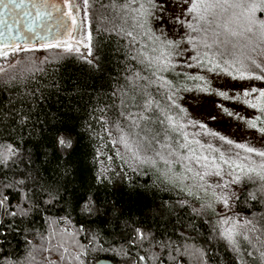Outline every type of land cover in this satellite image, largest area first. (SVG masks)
<instances>
[{"label":"snow or ice","instance_id":"1","mask_svg":"<svg viewBox=\"0 0 264 264\" xmlns=\"http://www.w3.org/2000/svg\"><path fill=\"white\" fill-rule=\"evenodd\" d=\"M23 3L24 0H0V7L9 9L19 7ZM82 4L81 8L74 0H63L61 8L49 0H37L32 7L35 15L41 19L52 15L50 9H55L61 18L71 22L67 26L61 25L67 38L49 43L46 45L47 48H63L64 52L76 56L93 69L102 72L105 54L98 43L94 44L91 26L89 25L82 35H72V32L87 20L90 2L82 0ZM120 9L125 14V23L129 27L128 30L123 27L115 29L119 37L117 43L121 46L114 50V55L119 53L122 56V60L118 62L124 65L123 79L126 83L114 89L110 95L114 98L123 96L125 99L119 100V106L115 101L105 102L99 107L92 105L89 112V121L95 120L106 133L114 155L120 161L119 170L112 168L108 163L112 162L114 157L105 154L103 148L106 145L94 144L91 159L95 166L92 177L94 183L83 185V192L79 189L73 190L77 208L85 216L98 215L102 205L98 201V193L93 189L97 185L113 182V177L108 175L109 172L127 181L129 177L125 168L136 172L140 165L151 164L155 167L157 161H161L169 165V172L172 171V164H178L183 168V173L174 174L173 178L176 182L184 184L189 195L193 194V188L207 192L212 185L206 178L218 177L219 181L213 183L220 192L217 194L213 191L214 200L231 211L232 194L228 192L231 184L239 183L242 177L251 179L253 175L264 181V162L260 163L258 168L237 163L231 157L226 159L225 153L219 148H213L211 144L207 145L208 154H205V145L199 140L193 142L189 139L184 129L187 124L202 129L206 126L191 118L185 124L176 121L171 114L172 109L184 114L187 110L177 103L179 86L173 88L172 81L167 79L165 74L170 73L174 77L187 75L188 79L205 80L203 76H191L177 69L182 66L203 67L205 64L211 65L209 71L220 69L221 64L213 59V56L218 55L227 65V68L221 70L227 71L233 79L264 81V0H127L120 5ZM81 11L85 15L78 21L77 16ZM168 13L171 15L165 19ZM258 13L261 15L258 16ZM151 20L160 22L156 26L159 34L150 26ZM169 20L173 25H180V29L183 30V35L179 39L169 38L160 30L161 23L167 24ZM218 29H222V32L217 31ZM222 34L224 39H221ZM184 45L190 46L191 51L195 52V55L187 57V60L195 61V65L179 63L177 58L190 50ZM8 47H11L13 54L35 50L19 43H5L0 47V55L7 56L8 52L3 49ZM201 48L204 50L203 58ZM228 68L233 69L236 74L228 71ZM38 71L44 72V69L40 68ZM13 79L15 78H8L9 81ZM141 81L143 83H140ZM53 86L59 88L58 83ZM152 86H156L157 92L161 87L167 88L164 97L167 103L164 106H161L153 93L148 91ZM45 87L47 86L37 80L36 87L27 91L18 90L17 94L10 95L7 102L0 105V264H67L69 258L77 264H85L84 257L89 251L87 246L80 244L76 239L85 231L83 226L73 232L71 216L66 209L64 215H55L54 210L62 202L68 203L64 196L68 192L70 178L76 171L72 157L82 139V131L90 130V139L96 136L97 139L103 140V137L99 136L92 123L89 121L77 123V118L68 113L64 114L63 119H56L54 124L34 120L37 103L45 99L43 91ZM199 90L210 95H218L225 100L236 98L229 97L226 91L211 89L210 86L199 87ZM242 95L252 98L245 99L244 103L252 108L258 107L264 114V88H251ZM254 99L260 103H253ZM132 101L135 102L133 106L140 111L130 110ZM219 107L228 116L238 115L222 105ZM208 115L209 118L216 119L211 111ZM246 123L248 127L258 128L264 133V120L260 117ZM37 124L45 125L41 131H46L47 140L35 143L33 151L32 148H25L23 145L36 136ZM208 134L218 136L219 140L228 145L234 143L218 133ZM193 143L199 145V150ZM234 147L264 159V150L240 143H236ZM212 152L219 155H211ZM102 156L104 159H101ZM243 159L247 160L248 157ZM53 163L55 167H52ZM14 169L19 171H13ZM8 171H13L11 179L8 178ZM45 173H48L47 177ZM52 173H55L54 177ZM188 181L194 183H185ZM13 192L18 197L14 204L11 198ZM179 203L184 204L186 201L180 200ZM204 207H211V204ZM37 218L42 221L39 226ZM243 224H252V221L246 220ZM217 226L219 235L234 251H239L238 237L248 239L247 235L239 231L241 222L234 221L230 216L221 215ZM17 237L23 242L22 257L17 253L20 243L15 246L12 244ZM69 241L73 251H69ZM137 241L140 242L141 249H144L145 243L148 248L155 245L156 255L150 256L139 252L133 254L121 250L118 254H122L126 264H150L153 259L159 261V264H166L165 258L161 255L166 251L172 261L182 264V261L173 254V251L179 253V246L171 250L173 242L170 238L157 240L151 232L137 228L132 240L133 246H137ZM89 245L93 248L103 247L94 233L90 234ZM187 251L185 249V252ZM38 255L41 257L39 261ZM248 255L251 256L252 253L249 252ZM261 256L264 257V252Z\"/></svg>","mask_w":264,"mask_h":264},{"label":"trees","instance_id":"2","mask_svg":"<svg viewBox=\"0 0 264 264\" xmlns=\"http://www.w3.org/2000/svg\"><path fill=\"white\" fill-rule=\"evenodd\" d=\"M79 2L82 8V0ZM89 2L90 7L87 20L83 23V30L91 26L93 42L98 43L105 54L103 71L93 69L83 60L64 52L63 48L36 46L31 47L35 49L33 51L15 54L11 48L3 49L13 55L11 60H14V63L5 64V69L0 72V105L5 104L9 96L17 94L18 90L27 91L36 87L38 80L47 87L43 89L45 99L43 102H38L35 107L34 120L54 124L56 119H63L64 114L68 113L77 118V123H83L89 121L92 105L99 107L105 102L115 101L119 106V100L125 97L114 98L110 94L126 83L123 79L124 65L118 62L122 60V56L119 53L114 55V50L121 46L117 43L119 37L115 29L123 27L128 30L129 27L125 23V14L120 9V5L127 0H89ZM84 15L82 11L83 18ZM40 68L44 69V72L38 71ZM177 70L186 73L180 67ZM165 76L172 81L173 88L179 86L178 97L186 84L191 85L195 82L193 79H188L187 75L174 77L173 74L166 73ZM9 77L15 79L9 81ZM56 83L59 84L58 89L53 86ZM148 91L153 93L161 106L167 103L164 98L167 93L166 87H161L157 92L156 86H152ZM134 103V101L130 103V110L140 111L133 106ZM177 113L179 114L177 109H172L171 114L176 121ZM89 122L103 140L97 139L96 136L90 139V130L82 131V139L72 157L76 171L70 178L71 183L64 196L68 203L62 202L54 210L55 215H64L66 209L71 216L73 232L81 225L85 229L76 238L80 244L89 248L84 257L85 264H93L99 258L109 259L114 264H126L122 254H118L121 250L133 254L139 252L150 256L156 255L155 245L148 248L145 243L144 249H141L140 242L137 241V246H133L132 240L137 228L151 232L157 240L170 238L173 242L171 250L179 246V253L173 251V254L182 261V264H264V257L261 256L264 252V181L253 177L251 179L242 177L239 183L230 186L233 191L235 190V195L231 211L226 216L232 217L234 221H240L239 231L248 236L247 240L238 237L239 251H234L232 246L219 235L217 221L220 216L212 205L204 207L210 204L208 200L194 193L189 195L188 191L174 180V174L183 173V168L178 164L171 165V172L168 171L169 165L161 161H157L155 167L151 164L140 165L136 172L125 168L129 177L127 181L109 172L108 175L113 177V182L97 185L93 189L98 193L97 198L102 205L100 213L91 217L80 213L73 197V190L79 189L83 192V185L94 183L92 177L95 166L91 163L94 154L93 145H106L103 151L106 155L114 157L112 162H108L112 168L119 170L120 164L106 133L95 120ZM36 128V136L23 145L25 148H32L33 151H35L33 148L35 143L47 140L46 131H41L45 125L37 124ZM125 155L127 158L126 152ZM101 159L104 157L102 156ZM52 167H55L54 163ZM13 171H8L9 179L13 177ZM45 176L47 177L48 173H45ZM52 176L54 177L55 173H52ZM11 198L13 204L16 203L18 197L15 192ZM180 200L186 203L180 204ZM37 220L39 226L42 221H39V218ZM246 220H251L252 224L244 225L243 222ZM93 233L102 243V248L99 246L93 248L89 245L90 234ZM18 242L20 248L17 249V253L22 257L24 250L22 239L17 237L12 244L15 246ZM185 249L188 251L185 252ZM69 251H73L70 241ZM249 252L252 253L251 256L248 255ZM161 255L165 258L166 264H176L167 251ZM37 259L39 261L41 257L38 255ZM67 264H77V262L69 258ZM150 264H159V261L153 259Z\"/></svg>","mask_w":264,"mask_h":264},{"label":"rangeland","instance_id":"3","mask_svg":"<svg viewBox=\"0 0 264 264\" xmlns=\"http://www.w3.org/2000/svg\"><path fill=\"white\" fill-rule=\"evenodd\" d=\"M74 3L80 5L79 0H74ZM133 7H135V5H133ZM170 15L171 13L166 14L165 19H168ZM77 19L78 21L83 19L82 11L79 12ZM157 23L160 22L151 20L150 26L153 28V30L157 31V34H159V30H157L156 27ZM160 30H163L169 38L173 39H179L183 35V30L180 29V25H173V22L171 20H169L167 24L161 23ZM217 31L222 32V29H218ZM83 32L84 30L82 24L80 28L76 30L75 36H77L78 34L82 35ZM221 39H224L223 34L221 35ZM184 47H188L190 50L188 52L182 53L181 57L177 58L179 63L183 65L185 62H187L193 63L195 65V61L187 60V57L189 55H195V52L191 51V47L188 45H184ZM203 51L204 50L201 48V58H203ZM209 55L211 56L212 53L210 52ZM12 56L13 55L11 54H8L7 56L0 55V69H5V64L12 65L14 63V60H11ZM227 58L228 57H224V59ZM213 59L215 62H219L221 64L220 69L209 71L208 68L211 67V65L208 64H205V66L203 67H180V69L184 70L188 75L203 76L205 77V80H195V82L191 85L186 84L184 86V89L179 92L180 96L177 100V103L185 108L187 110V113H177V122H179L180 124H185L186 121L191 118L205 124L206 127L203 129L199 127H192L190 124H187L184 129L188 133L189 139H191L193 142L199 140L201 144L205 145V154H208V152L206 151L207 145L211 144L213 148H219L221 152H224L226 159L231 157V159L235 160L237 163H244L246 165L258 168L259 164L264 162V159L254 154L246 153L243 151V149L235 148L234 145L236 143H240L245 144L249 147H253L257 150H264V133L260 132L258 128L254 129L248 127L246 123V121L254 120L256 117H260L262 120H264V114L259 111L258 107L252 108L248 104L244 103L245 99L252 98H246L242 95L244 91L250 90L251 88H264V81L233 79L232 76L227 74V71L221 70L227 68V65L222 64V58L218 55H215L213 56ZM228 71H233V74H236L231 68H228ZM205 81H207V83H205ZM198 86H210L211 89H214L216 91H226L229 97L236 98L225 100L218 95H210L207 92L200 91ZM253 95L255 96L256 94ZM252 102L260 103V101L255 99L252 100ZM219 105L228 108L229 111H232L233 113L238 115L228 116L225 112L222 111ZM209 111H211L212 114L215 115L216 119L213 120L209 118ZM211 132L218 133V135H222L226 139H231L234 142L233 145H228L224 141L219 140L218 136L209 135L208 133ZM193 146L199 150V145L193 143ZM237 153H239V156H237ZM211 155L218 156L219 154L212 152ZM244 157H248V159L244 160ZM252 177L259 179L255 175H253ZM206 179L208 180L209 184L212 185V188H210L207 192L198 188H193V193L195 195H199L202 199L208 200L212 207L216 209V212L219 216H226L230 211L228 209H225L221 203L216 202L213 197V191H215L217 194H219L220 192V189H216L215 184L213 183L214 181L218 182L219 178L207 177ZM185 183H194V181H188ZM181 185L184 187V184ZM228 192L232 194V200L230 201L232 205L235 190L233 191V189L229 187Z\"/></svg>","mask_w":264,"mask_h":264},{"label":"water","instance_id":"4","mask_svg":"<svg viewBox=\"0 0 264 264\" xmlns=\"http://www.w3.org/2000/svg\"><path fill=\"white\" fill-rule=\"evenodd\" d=\"M36 2L37 0H24L19 7L9 9L0 7V47L5 43H19L24 47L46 46L67 38L61 25L67 26L71 22L61 18L55 9H50L52 15L45 19L37 17L32 7ZM49 2L63 7V0H49ZM75 34L76 31H73L72 35ZM93 264L114 263L109 259L99 258Z\"/></svg>","mask_w":264,"mask_h":264}]
</instances>
